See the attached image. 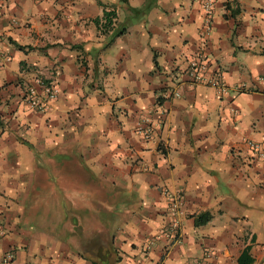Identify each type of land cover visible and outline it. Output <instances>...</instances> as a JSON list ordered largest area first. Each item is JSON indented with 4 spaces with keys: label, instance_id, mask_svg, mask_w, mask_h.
<instances>
[{
    "label": "crops",
    "instance_id": "1",
    "mask_svg": "<svg viewBox=\"0 0 264 264\" xmlns=\"http://www.w3.org/2000/svg\"><path fill=\"white\" fill-rule=\"evenodd\" d=\"M202 1L0 0V264H237L246 247L264 264V158L244 144L264 143V0H214L207 41ZM202 53L227 96L191 85ZM37 80L60 91L44 112L24 98Z\"/></svg>",
    "mask_w": 264,
    "mask_h": 264
},
{
    "label": "built area",
    "instance_id": "2",
    "mask_svg": "<svg viewBox=\"0 0 264 264\" xmlns=\"http://www.w3.org/2000/svg\"><path fill=\"white\" fill-rule=\"evenodd\" d=\"M201 9L203 11V23L200 31V39L202 41H207L211 32H212V22H213V9H214V0H203L201 3ZM1 10V5H0ZM6 61H9L7 57H5ZM188 75L191 79V85L196 84H204L211 88H213L216 92V95L219 97H225L230 93L229 86L221 81L218 77H214L210 75L209 68L206 63V59L202 54H198L196 57L192 58V60L188 64ZM60 94L59 89L56 85L52 83H43L40 80H37L33 85H29L25 92L24 98L27 102V105L36 111L44 112L48 110L49 105L57 100ZM177 97L178 93L175 94ZM233 115H237L238 112L236 110H232ZM143 124H147L146 118L143 119ZM136 132L143 139H149L152 135V128L149 125L142 126L141 124L137 127ZM245 146L255 154L258 159L264 158V143L244 140ZM164 198L167 202V210L171 219L168 221V225L165 231L162 232L163 237H165L168 241L180 242L181 232H180V223L177 218L181 213L182 200L181 197L175 193L170 191L169 189H164ZM157 237L150 239L145 247V252H150L154 246ZM14 259L13 252H8L2 258V264H9ZM209 255L206 254L202 258H193L187 264H209L208 262Z\"/></svg>",
    "mask_w": 264,
    "mask_h": 264
},
{
    "label": "trees",
    "instance_id": "3",
    "mask_svg": "<svg viewBox=\"0 0 264 264\" xmlns=\"http://www.w3.org/2000/svg\"><path fill=\"white\" fill-rule=\"evenodd\" d=\"M119 4L127 6L128 0H116ZM131 11H135L134 9H130ZM114 18H116L114 11H104L102 17L94 19L93 23L97 27V29L101 33H107L113 29ZM124 28L120 27L117 31L113 34V38L121 36L124 33ZM211 219V215L209 213H203L198 215L194 220V225L196 227L204 225L208 223ZM253 259L250 256V248L246 247L240 254L237 259V264H252Z\"/></svg>",
    "mask_w": 264,
    "mask_h": 264
},
{
    "label": "rangeland",
    "instance_id": "4",
    "mask_svg": "<svg viewBox=\"0 0 264 264\" xmlns=\"http://www.w3.org/2000/svg\"><path fill=\"white\" fill-rule=\"evenodd\" d=\"M81 254H82V256H84L86 258H89V259H93L96 256L95 253L92 252V251H88L86 253H81ZM107 254H108V258L110 260V263L109 264H115L116 256L113 253H111V252L110 253L107 252V253H104V254L103 253H100V256L103 257L104 255H107Z\"/></svg>",
    "mask_w": 264,
    "mask_h": 264
}]
</instances>
